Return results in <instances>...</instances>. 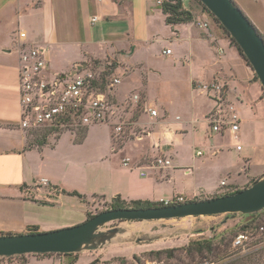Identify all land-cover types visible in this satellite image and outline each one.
Returning <instances> with one entry per match:
<instances>
[{
	"label": "crops",
	"instance_id": "0c3cea01",
	"mask_svg": "<svg viewBox=\"0 0 264 264\" xmlns=\"http://www.w3.org/2000/svg\"><path fill=\"white\" fill-rule=\"evenodd\" d=\"M158 1L164 0H0V234H22L29 225L38 226L42 232L75 225L46 223L36 216L38 210L59 205L64 198H74L82 205L83 218L78 220L82 223L86 219L85 205L92 196L159 203L180 196L192 201L220 195L236 182L247 185L250 179L263 175L264 100L252 69L214 24L210 22L209 33L196 25L197 18L206 17L203 13L196 17L192 10L191 23L166 25ZM232 1L245 12L240 0ZM93 17H97L94 23ZM159 22L171 27L169 37L159 36ZM185 41L190 50L191 96L196 103L199 98L204 102L201 114L190 112L187 118L177 114L167 121L171 104L154 103L153 109L146 100L143 107L150 130L140 137L128 136L129 144L124 145V138L114 144L109 133L104 148L97 147L95 156L92 150H86L87 135L77 142L74 134L62 132L40 145L39 140H29L32 131L19 128L18 68L22 49H44L48 74L54 76L65 75L90 58L101 60L118 52L121 58L141 61L149 68L140 52L150 51L154 44L160 46V56H170L177 64L181 56L176 55V47ZM164 49L171 53L163 54ZM201 62L203 65L198 66ZM213 81L224 85L229 107L225 115L237 118L239 130L234 136L213 132L206 120L215 104L199 87ZM147 109L155 110L157 117L150 119ZM199 116L203 141L193 144L198 149L192 148L184 157L180 149L185 136L198 133L193 125L199 122ZM197 151L202 154L197 156ZM163 156L172 158V168L151 165L156 157ZM203 169L209 170L208 179H199ZM179 173L187 179L184 184L176 183ZM42 181L57 187L59 193L42 201L41 187L46 186ZM86 184H91L89 192L79 188ZM75 190L84 193L77 192L84 200L69 195Z\"/></svg>",
	"mask_w": 264,
	"mask_h": 264
},
{
	"label": "rangeland",
	"instance_id": "374dc122",
	"mask_svg": "<svg viewBox=\"0 0 264 264\" xmlns=\"http://www.w3.org/2000/svg\"><path fill=\"white\" fill-rule=\"evenodd\" d=\"M240 2L245 8V12L235 2L234 3L257 29L259 35L264 41V0H260L258 3H255L254 0H240ZM192 10L196 17H199V14L202 15L201 7L198 6V4H193ZM208 21L209 23L211 22L214 24L212 19L208 18ZM156 29L162 39L169 37L172 32L171 27L164 26V24L160 22L158 23V26H156ZM221 33L227 38L222 31ZM189 51V46L186 41L181 46H177L176 55L181 56V59L175 64L170 56H160V46L154 44L151 46L150 51L140 52L141 56L146 59L149 68L145 67L141 61L132 62L121 58L122 55L119 56L118 54H121L119 52L115 56L106 57L101 60L93 58L86 60L84 63L88 64L89 68L97 70L98 73H100V88L103 89L105 87L107 79L108 82L112 78H118L121 81L120 86H116L110 91H107L110 102L118 107L117 116L112 119L111 123L106 122L94 124L87 128L86 135L88 140L86 150H92L93 156H95L97 147H99V149L104 148L105 138L109 133L114 144H118L117 140L124 138L125 140L123 139L124 142L122 143L124 145V143L129 144L128 136L130 132L132 137H140L141 135H144L147 130H150V123H148L149 120L144 113L143 107V103L145 102L146 104V100L150 101L153 105V109H155L154 103L157 104L163 102L171 104L170 113L168 117H166L167 121L174 119L177 114L184 118H187L188 115L191 114L190 112H196L197 115L201 114L202 110L205 108V105L203 104L204 102L199 98L196 103L191 96L188 68V62L190 60L188 56ZM197 56L199 57L200 55L197 54ZM203 63L204 62L197 64L198 66H201ZM257 82L259 83V81ZM134 95H138L139 104H132L130 99ZM261 98L264 100L262 87ZM192 109H194V111ZM127 118H131L130 121L132 122L137 121L138 124L130 125L129 129L128 127H125V134L117 135L114 131L115 122L117 120H119L118 122H121ZM198 118L199 122H196L195 125H193L198 133L195 136L191 133L185 136V144L180 149L184 157H188L193 148V144L199 145L201 141H203L200 137L202 117L199 116ZM146 119L148 122H146ZM70 131L62 130L61 132ZM76 131L77 130L73 129L71 133H76ZM32 132L28 133L29 140H41V133L33 134ZM54 137L55 134H51L46 138L53 139ZM193 149L197 150L198 146ZM83 152L84 151H82V153ZM104 162L105 160L102 163ZM208 171V169H203L200 172L199 179H208ZM263 175H258L257 178H260ZM186 180L187 179L182 176L181 173L176 174V183L184 184ZM253 180L255 179H250L247 185L251 186L250 183ZM236 183L237 184L224 189L221 194L230 193L235 190H242L247 186L242 182ZM41 188V193L43 195L42 201H46L45 198H54V196L59 193L58 190L48 185L42 186ZM79 188L82 191L89 192L92 187L91 184H86V186ZM75 191L84 194L79 190ZM204 198L208 197H198L193 200H203ZM111 202L112 199L106 200L100 196H92L87 200L85 209L89 213L96 215L100 212L110 210ZM58 203L59 205H55L52 208L46 206L41 210H38L36 214L38 219L46 223L58 221L62 224L67 222H76L75 225L80 224L78 223V220H80V217L83 218V216L81 215L82 205L79 201L74 198H64V200L59 201ZM241 222L245 224L247 223V220L242 219L239 214L211 217H185L164 221L133 222L128 224V227H130L135 236V240L132 242L118 239L101 250L83 251L72 255L29 254L10 258H0V264H29L30 261V264H89L90 261H97V264H137V262L139 264H221V261L219 262L215 260L214 263H210L211 260H203L196 255L193 256L186 251V248L193 241L212 238L224 230L232 231L236 234L241 231ZM119 224V222H111L107 224L105 228H113ZM250 232L256 234L255 230H250ZM256 237L257 239L250 246L249 250L245 252H241V250H233V255L236 257L255 250L256 247H258L257 245H259L257 241L262 238L260 235ZM167 251H172V258L167 257ZM257 257H259V255ZM158 258H160V261H158ZM260 263L264 264V253Z\"/></svg>",
	"mask_w": 264,
	"mask_h": 264
},
{
	"label": "built area",
	"instance_id": "2783aa9c",
	"mask_svg": "<svg viewBox=\"0 0 264 264\" xmlns=\"http://www.w3.org/2000/svg\"><path fill=\"white\" fill-rule=\"evenodd\" d=\"M174 1L179 2L185 8L191 2V0ZM158 4L160 5L162 2L158 1ZM91 21L92 23L96 22L97 17H93ZM195 22L206 33L211 31L207 17L197 18ZM170 53V49L163 50V54L169 55ZM71 73L73 74L70 75ZM100 82V73L89 68L88 64L77 65L65 75L50 76L44 49H22L18 68L19 128L23 131L53 129L56 131L53 134L57 135L62 133V130L73 131V129H87L94 124L111 123L112 119L117 116L118 107L110 102L107 91L118 86L120 80L112 78L108 82L107 79L103 89L100 88ZM199 89L215 104L213 110L206 117L212 131L218 134L236 135L239 130L236 116L234 114L225 115L226 108L229 110V107L225 101L224 85L213 81L202 84ZM137 99V96H133L132 103H136ZM147 113L150 119L157 117L155 110L147 109ZM130 119L115 122L114 131L117 135L125 134L124 128L128 127L129 129L130 125H134ZM73 134L75 135V133ZM130 134L131 132L129 136ZM240 148L238 146L237 150ZM201 154L200 151L196 152L197 156ZM151 165L159 169L172 168L173 160L169 156L158 157L153 160ZM42 184L46 185V182L42 181ZM221 185L224 186V182ZM162 203L164 206H170L184 203V200L178 196L162 201ZM254 226H256V234L250 232L251 229H246L234 235L231 243L233 249L241 250V252L249 250L257 239L256 236L264 233V211Z\"/></svg>",
	"mask_w": 264,
	"mask_h": 264
},
{
	"label": "water",
	"instance_id": "95a60500",
	"mask_svg": "<svg viewBox=\"0 0 264 264\" xmlns=\"http://www.w3.org/2000/svg\"><path fill=\"white\" fill-rule=\"evenodd\" d=\"M198 1L235 41L264 92V41L257 29L232 0ZM263 211L264 175L251 186L233 195L192 200L159 208L108 210L71 227L38 234L0 235V258L29 254H77L101 250L118 239L132 242L135 236L128 224L133 222L235 214L259 215ZM111 222L120 224L106 229L105 226Z\"/></svg>",
	"mask_w": 264,
	"mask_h": 264
},
{
	"label": "trees",
	"instance_id": "16d2710c",
	"mask_svg": "<svg viewBox=\"0 0 264 264\" xmlns=\"http://www.w3.org/2000/svg\"><path fill=\"white\" fill-rule=\"evenodd\" d=\"M201 7L202 13L207 17L212 19L214 21L213 23L217 26L219 30L223 32V34L226 35V37L229 39L230 44L235 47L237 50L239 56L246 62L247 66L249 64L247 61L244 59L240 49L237 47L235 41L230 38L228 33L223 29V27L219 24V22L213 17V15L198 1V0H191L190 4L188 5L187 8L183 7L179 2L174 1V0H165L162 2L160 8L162 10L163 15L165 16V23L166 25L174 26L178 24H187L191 23L193 21V13L192 11V6L193 4ZM250 67V66H249ZM254 80L258 81L257 77L254 76ZM54 131L53 129H44V130H37L33 131V134L36 133H41L40 139L38 142L40 145L44 144L46 141V137L48 135L53 134ZM87 129H77L75 133V140L77 142H80L86 135ZM256 180H253L250 184L252 185ZM52 188L58 190L57 187L51 186ZM249 187V185L245 186L243 189ZM242 189V190H243ZM59 191V190H58ZM241 190H235L230 193H225V194H220V195H214L210 198H217V197H222L226 195H233L235 193L240 192ZM66 194L64 191L62 192ZM69 195L77 197L80 200H84L83 196L78 194L77 192H72L69 193ZM187 202V201H184ZM41 204L47 205L46 202H42ZM159 207H164L163 203L159 202H150V201H141V200H136V201H130V202H125L119 199V197L113 198L112 202L110 204V210H117V209H150V208H159ZM261 214L259 215H241V218L244 220H247V223L241 224V230H246V229H251L255 230L256 226H254V222H256ZM94 215L89 213L88 211L86 212V219L88 220L92 218ZM42 231H40L38 226L35 225H29L26 226L24 229V232L22 234H38ZM0 235H16L15 233H1ZM228 235V237H227ZM235 233L232 231L224 230L217 235L213 236L212 238L209 239H199L196 241L191 242L187 248L186 251L189 252V254L193 256H197L203 260H211L210 263H214L215 260L221 261V264H261V258L264 253V233L260 234L262 237L257 243L258 247H256L255 250H253L250 253L242 254L239 256L233 255V250L236 251L235 249L232 248L231 243L233 240ZM166 254L168 255V258H172L173 254L172 251H167ZM49 255V254H45ZM65 255H72V254H65ZM158 255V254H156ZM259 255V257H257ZM158 261H160V258H158ZM89 264H97V261H93ZM137 264H139L137 262Z\"/></svg>",
	"mask_w": 264,
	"mask_h": 264
}]
</instances>
